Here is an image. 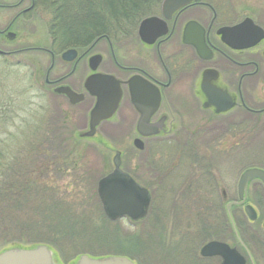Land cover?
I'll list each match as a JSON object with an SVG mask.
<instances>
[{
	"label": "rangeland",
	"instance_id": "1",
	"mask_svg": "<svg viewBox=\"0 0 264 264\" xmlns=\"http://www.w3.org/2000/svg\"><path fill=\"white\" fill-rule=\"evenodd\" d=\"M1 1L14 3L17 0ZM8 12L0 10V30L12 17ZM72 17L63 18L66 25L79 26L80 17ZM23 20L11 29L16 34L14 39L0 37V50L52 47L59 55L65 47H69L70 42L76 44L75 39H69L56 28L58 20L41 1H34V10ZM123 38L117 36L119 42L115 48L121 61L125 56ZM97 49L103 56L100 71L111 72L107 42L100 40ZM49 65L50 57L43 51L0 54V182L2 184L7 171L14 168L19 156H24L27 151L33 152L28 160V170L32 172L38 167L44 170L42 166H46L53 155L57 158L54 166L57 169L53 172L50 170L45 178L54 183L56 191L53 193L59 199H46L48 205L38 204L31 210L14 207L9 218L3 216L5 207L0 197V251L14 246V240L23 238L31 243L51 245L64 260L79 254H90L124 256L134 259L136 264H219L217 258L201 261L199 257H191L204 242L197 240L192 243L187 236L182 240L185 233L181 231L178 235V226L184 228L188 220L186 213L179 219L174 206L175 190L190 174L189 164L185 161L188 144L193 145L195 156L210 158V178L201 179V184L203 186L205 182L206 191L210 193L211 221L222 224L227 220L224 215L225 202L236 199V188L242 172L254 167L264 169V131L261 130L255 137L253 132L244 134L241 148L228 156L215 154L223 134L211 129L209 145L212 154L209 155L206 154L207 145L199 137L192 141L189 135L182 133L178 134L179 144V139L176 141L172 135L156 140L158 144L150 149L139 150L132 144L135 134L130 131L136 113L128 99L123 97L116 116L101 123L95 136H80L88 130V106H71L65 99L53 94L49 86H43ZM55 67L61 68L58 58ZM185 121L188 126L194 124L186 118ZM213 123L219 125L216 121L211 125ZM34 148L42 151L38 157L32 150ZM43 150L47 157H43ZM116 151L122 153L123 168L139 183H146L152 189L149 217L140 222L126 219L109 222L101 211L97 184L113 169L112 159ZM180 156L183 157L182 162L174 169ZM59 165L63 166L58 169ZM222 191L226 192V200L221 197ZM1 192L2 189L0 195ZM61 199L63 204L53 209L52 206ZM247 202L257 211L258 219L254 222L246 216L238 219L241 220V237L246 241L255 263L264 264V247L258 250L253 243L255 239H264L261 236L264 191L259 182L251 184ZM237 215L240 216V212L235 211L233 217ZM177 223L180 225L177 226ZM219 236L232 239L229 235Z\"/></svg>",
	"mask_w": 264,
	"mask_h": 264
},
{
	"label": "flooded vegetation",
	"instance_id": "2",
	"mask_svg": "<svg viewBox=\"0 0 264 264\" xmlns=\"http://www.w3.org/2000/svg\"><path fill=\"white\" fill-rule=\"evenodd\" d=\"M165 2L166 0H161L153 12L146 16H155L164 25L156 22L146 27L145 31L148 38L157 35L163 29H165L164 34L151 43L144 42L138 35V23L137 27L123 38L124 61L118 58L115 50L119 42L117 36L97 37L86 47L67 46L59 55H56L52 47L36 46L12 51L0 50V54L10 55L23 51L47 53L50 57V65L45 72L43 86H49L53 94L62 97L71 106L87 105L89 119V112L95 103V97L85 88L86 78L92 74L89 59L93 55H100L101 62L96 72L105 73L100 71L103 56L97 49L99 41L105 40L108 44L112 69L107 73L121 82L122 98L117 112L123 97H126L136 113L130 129L132 134H135L132 138L133 145L136 139H140L143 149H150L154 144H158L156 140L172 135L176 141L179 139V144V135L182 133L189 135L192 141L199 137L204 145H207L206 154L209 155L212 154L209 145L211 129L212 132L216 130L223 134L222 142L215 148L217 151L215 154L231 155L243 145L244 134L253 132L255 137L261 130L264 131V0H189L176 8H172L170 4L165 5ZM0 10H7L12 15L6 26L0 30V37L6 39V33L13 32L12 27L24 21V17L34 10V0H17L14 3L0 0ZM244 22L246 23L241 28L237 27ZM259 29L263 34L262 38L255 44L244 47L245 43L252 42L257 34H261ZM200 37L204 38L211 52L209 58L200 57L194 46L184 40V38L195 40ZM69 49L75 51L72 60H63L62 53ZM56 58L61 63L60 69L55 67ZM206 72H209L206 85L211 88L210 93H204L202 89L203 76ZM61 86H67L75 93L82 94L81 100L72 103L65 94L55 92V89ZM133 95L142 99L144 113L149 115L142 123V131L146 133L156 131V134L139 135L137 123L140 114L131 101ZM185 118L194 124L186 125ZM213 121L219 125L215 126L214 123L211 125ZM246 130L248 132H245ZM192 146L188 144V157L185 160L189 164L190 174L175 190L174 206L177 217L182 219L186 213L188 218L184 228L177 223L178 235L181 232L185 233L182 234V240L187 236L192 243L197 240L204 242L198 252L191 255V257H199L201 261L217 258V262L221 264L220 256L200 254L201 248L206 243L220 241L230 248H235L245 258V264H257L246 241L241 237V220L238 219L246 216L244 204H231L229 214L226 208L228 203L239 201L238 186L236 199L225 202L224 215L227 219L225 223H213L211 206L208 202L210 193L206 191L205 182L203 186L201 184L203 182L201 179L210 178L211 170L208 163L210 158L195 156ZM182 156L174 169L181 164ZM120 159L121 170L128 173L150 194L149 213L145 218L147 219L151 209L152 189L146 183H139L128 170L123 168L121 152ZM146 161L148 162V159ZM254 182H259L264 191L262 182L258 179L253 180L248 184L246 199L249 188ZM221 197L226 200L225 191L221 192ZM235 211L240 212V216L235 217L237 219L233 217ZM214 233L217 234L213 235ZM219 235H229L232 239L222 238ZM261 236L264 237L263 226ZM253 243L258 250L264 247V239H255ZM53 253L50 264H81L80 255L83 254L64 260L56 252ZM86 255L90 258H99Z\"/></svg>",
	"mask_w": 264,
	"mask_h": 264
},
{
	"label": "water",
	"instance_id": "3",
	"mask_svg": "<svg viewBox=\"0 0 264 264\" xmlns=\"http://www.w3.org/2000/svg\"><path fill=\"white\" fill-rule=\"evenodd\" d=\"M189 0H166V4H170L172 8H176ZM161 22L155 16L144 18L138 27V35L144 42L151 43L158 36L164 34L165 29L157 35L148 38L146 36V27L153 23ZM246 22L239 24L237 27L241 28ZM164 25V23H163ZM236 29V28H235ZM223 31V30H221ZM257 31V30H256ZM261 32V30L259 29ZM15 33H6V38L12 40L15 38ZM263 34L256 35L252 42L245 43L244 47L255 44ZM185 42L194 46L197 54L202 58H209L211 52L207 47L203 37L199 39H187ZM74 50L69 49L62 54V59L70 61ZM207 54V55H206ZM101 62L100 55H93L89 59L90 69L93 71L91 75L86 78L85 88L87 92L94 96L96 101L89 115L88 131L83 133L84 136L93 137L96 133V127L104 120L110 119L119 107L122 98L121 82L115 76L107 73L96 72ZM209 72L203 76L202 89L204 93H210V87L206 85V78ZM56 92L65 94L72 103L79 102L82 98L81 94H76L67 86H61L55 89ZM131 101L139 112L140 117L137 123V129L140 135H153L156 131L143 132L141 129L142 123L148 119V113H144L142 106V99L133 95ZM134 146L142 150L143 146L140 139H136ZM113 165L115 169L108 175L102 177L98 181L97 195L102 205L104 215L111 221L119 218L127 217L131 221H138L146 217L151 201L150 194L147 189L140 186L127 173L120 170V152L117 151L113 157ZM258 179L264 186V171L258 168H250L245 170L238 181V198L237 203L227 204V211L231 204H244L247 196L248 184ZM244 212L250 221L257 219V213L252 205L244 204ZM264 229V222H263ZM52 249L46 244H35L28 247L15 245L0 251V264H50L53 257ZM202 256H220L221 264H245L244 257L229 245L220 241H210L206 243L200 250ZM81 264H135L124 256H106L100 258H90L88 255H80Z\"/></svg>",
	"mask_w": 264,
	"mask_h": 264
},
{
	"label": "trees",
	"instance_id": "4",
	"mask_svg": "<svg viewBox=\"0 0 264 264\" xmlns=\"http://www.w3.org/2000/svg\"><path fill=\"white\" fill-rule=\"evenodd\" d=\"M41 1L49 9L50 14L58 21L56 28L64 32L69 39H75L76 44L69 43V46L85 47V44L91 43L97 37H126L135 29L141 19L153 12V8L159 4L161 0H34ZM77 15L80 17L79 26L66 25L63 18ZM81 23V25H80ZM69 26V27H67ZM80 39V41H78ZM80 42V43H79ZM34 153L41 154L38 148L32 149ZM29 150L24 156L20 155L16 161V168H10L5 175V179L0 182L1 200L3 201L4 217H11L12 209L31 210L38 204L44 205L46 199L56 197L53 192L56 191L54 183L51 179H47L46 174L49 171H55L56 157H50V162L46 166H42L45 170L33 169L28 170L29 156L33 152ZM48 155L43 150V157ZM63 165H59L58 169ZM27 168V169H26ZM52 171V172H53ZM6 172V171H5ZM35 175V176H34ZM34 176V178H33ZM44 176V178L42 177ZM8 177V178H7ZM43 178V179H42ZM53 183V184H52ZM63 200L54 204L53 209H58L59 204H63ZM48 205V203H47ZM38 207L41 209V207ZM50 208V207H49ZM44 212V211H43ZM41 213V211H40ZM49 232V229H47ZM6 232V230L4 231ZM22 238V237H21ZM14 240V239H13ZM32 244L23 238L12 242V245Z\"/></svg>",
	"mask_w": 264,
	"mask_h": 264
}]
</instances>
